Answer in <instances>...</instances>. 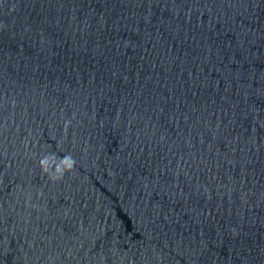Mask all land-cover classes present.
I'll return each instance as SVG.
<instances>
[{
    "label": "water",
    "instance_id": "obj_1",
    "mask_svg": "<svg viewBox=\"0 0 264 264\" xmlns=\"http://www.w3.org/2000/svg\"><path fill=\"white\" fill-rule=\"evenodd\" d=\"M0 264H264V0H0Z\"/></svg>",
    "mask_w": 264,
    "mask_h": 264
}]
</instances>
